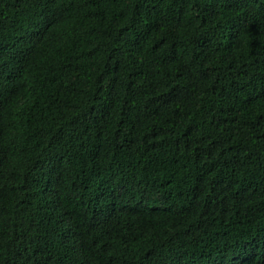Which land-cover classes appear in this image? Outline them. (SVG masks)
Wrapping results in <instances>:
<instances>
[{"label": "trees", "instance_id": "obj_1", "mask_svg": "<svg viewBox=\"0 0 264 264\" xmlns=\"http://www.w3.org/2000/svg\"><path fill=\"white\" fill-rule=\"evenodd\" d=\"M0 264H264V0H0Z\"/></svg>", "mask_w": 264, "mask_h": 264}]
</instances>
